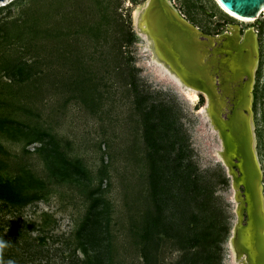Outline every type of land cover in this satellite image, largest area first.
Segmentation results:
<instances>
[{
	"label": "rangeland",
	"instance_id": "rangeland-1",
	"mask_svg": "<svg viewBox=\"0 0 264 264\" xmlns=\"http://www.w3.org/2000/svg\"><path fill=\"white\" fill-rule=\"evenodd\" d=\"M148 1L0 0V179L21 174L44 183L28 205L0 201L2 264H146L145 215L159 207L153 264H242L230 245L236 189L206 111L208 96L199 91L193 102L154 57L136 22ZM172 2L207 34L234 24L258 34L253 111L264 192V11L243 22L217 0ZM6 62L23 72L11 77ZM178 165L183 177L175 174ZM100 184L108 208L101 218L109 226L94 231L93 214L78 232ZM209 223L221 236L218 245L199 256L200 247L184 249Z\"/></svg>",
	"mask_w": 264,
	"mask_h": 264
},
{
	"label": "water",
	"instance_id": "water-1",
	"mask_svg": "<svg viewBox=\"0 0 264 264\" xmlns=\"http://www.w3.org/2000/svg\"><path fill=\"white\" fill-rule=\"evenodd\" d=\"M218 1L242 16L257 17L264 8V0ZM137 28L158 61L185 86L207 94L206 111L223 140L221 155L236 189L238 219L230 245L240 263L264 264L263 171L253 111L257 32L250 28L242 34L241 26L234 24L230 33H204L172 0H149ZM244 74L247 77L242 79Z\"/></svg>",
	"mask_w": 264,
	"mask_h": 264
},
{
	"label": "trees",
	"instance_id": "trees-1",
	"mask_svg": "<svg viewBox=\"0 0 264 264\" xmlns=\"http://www.w3.org/2000/svg\"><path fill=\"white\" fill-rule=\"evenodd\" d=\"M30 67V66H28ZM4 70L9 72V75L13 78L16 77V75L18 73H22L23 72V68L22 69H18L15 64L11 63V62H6L4 65ZM31 68V67H30ZM17 70V71H16ZM29 74H32L31 72ZM148 116L150 114H147ZM171 121L167 122V124L164 125V127H168L171 126ZM163 125V124H162ZM150 123H149V119L146 122V131L149 134L150 131ZM38 141H43L44 137L37 139ZM35 140V141H37ZM31 142H34V140H32ZM2 148V147H1ZM64 162L67 163L68 161H66L64 159ZM73 167L77 168V171L79 174H83V175H87V171L86 169H84L82 166L78 167L76 164L73 165L71 164ZM183 165H178L175 168V174L180 175L181 177H183L182 169ZM4 168V165L0 164V170ZM156 172H157V168L155 167V165H153V187L155 192L157 193V188L160 182H158V178L156 177ZM161 172V171H160ZM152 179V180H153ZM167 181V180H166ZM103 183V182H102ZM44 183L41 182L40 180L36 179L34 176L30 178L29 181L25 180V177L21 174H19L15 179H7V180H3L0 179V201L4 202L5 204H11V205H18V206H25L28 205L30 203H32L35 200H38L41 195H40V190H43ZM186 183H183L184 187L183 189H185L186 187ZM33 188L35 189V191L33 190V192H31V189ZM103 184H100V186L97 189H93L91 191V195H90V204H89V208L86 214V218L85 221L82 225V227H80L78 232H82V230L85 228V224L87 223V221L91 220V215L94 214L95 219L90 221V223H93L94 225V231L99 229V230H103V228H107L109 226V220H107V222L104 224L102 219L104 217L101 218V216H103V213L108 212V208L106 210H104V199H103ZM98 194V195H97ZM100 194V195H99ZM183 194H187V191L185 190ZM182 200L185 199V197L181 198ZM163 211H162V207H159L156 211V213L152 214V212L148 211L145 215V220L146 222H149V225L146 227V231L144 233V247L142 250L143 253V258L146 260V264H153L152 262V254L150 251V248L152 247V236L154 237V232L152 231L153 228H157L159 226V224L161 223V221L163 220ZM106 220V218H105ZM195 221V220H193ZM197 229L196 227H193ZM216 229V225L215 224H210L208 225L207 229L200 231V233H196L195 235H193V245H190L188 247H184L183 248H194V247H200V249L196 252H194L195 256H199L200 254H204L205 250L207 249V247L211 246L213 243L216 242V244L218 245V242L220 241L219 238H221L220 234H218V232L215 231ZM192 230V229H191ZM194 230V229H193ZM159 231V229H158ZM164 231L166 233H168V231L166 229H164ZM160 232V231H159ZM183 236V235H182ZM15 242H16V238H15ZM83 249L84 252L88 255V258L90 257V253H89V248L87 245H83ZM187 253L185 254V257H187ZM193 260V259H192ZM90 261V259H89ZM89 261H85L84 264H88ZM194 263L196 264L195 260H193ZM0 264L1 263V258H0Z\"/></svg>",
	"mask_w": 264,
	"mask_h": 264
},
{
	"label": "bare ground",
	"instance_id": "bare-ground-1",
	"mask_svg": "<svg viewBox=\"0 0 264 264\" xmlns=\"http://www.w3.org/2000/svg\"><path fill=\"white\" fill-rule=\"evenodd\" d=\"M218 1V0H217ZM218 3L220 4V7L225 11V12H227L229 15H231L232 17H234V18H236V19H238V20H240V21H243V22H253V21H255L261 14H262V12L264 11V8L261 10V12L259 13V15L257 16V17H254V16H242V15H239V14H237V13H235L234 11H232V10H229V9H227L222 3H220L219 1H218ZM146 7V6H145ZM145 7H144V9H145ZM144 9L142 10V11H140L139 13H137V16H136V22H137V20L139 19V17H140V15H141V13L144 11ZM247 76L244 74V76H243V78L242 79H245ZM239 80H241V79H239ZM226 84L227 85H230V83L229 82H226ZM234 85H237V84H231L230 86L231 87H234ZM230 89H232V88H230ZM187 91H188V94L190 95V97H191V99H192V101L193 102H197L198 100H199V90L198 89H195V88H193V87H188V89H187ZM243 94H238V98L239 97H241ZM242 98V97H241ZM240 99V98H239ZM247 117V116H246ZM246 117H245V119H246ZM243 120V119H242ZM249 121V120H248ZM244 124H245V122H244ZM256 137H257V135H256Z\"/></svg>",
	"mask_w": 264,
	"mask_h": 264
},
{
	"label": "flooded vegetation",
	"instance_id": "flooded-vegetation-1",
	"mask_svg": "<svg viewBox=\"0 0 264 264\" xmlns=\"http://www.w3.org/2000/svg\"><path fill=\"white\" fill-rule=\"evenodd\" d=\"M235 19H236V18H235ZM236 20H238V19H236ZM230 28H231V27H230ZM230 28H229L228 31H225L224 33H226V32L230 33ZM249 29H250V28H249ZM253 29H254V28H253ZM246 30H248V29H246ZM246 30H245V31H246ZM245 31H244V32H245ZM244 32H242V29H241V33L244 34ZM204 33H205V32H204ZM221 34H223V33H221ZM221 34H217V35H213V36H219V35H221ZM219 80H220L219 77H217V81H218V82H219Z\"/></svg>",
	"mask_w": 264,
	"mask_h": 264
},
{
	"label": "clouds",
	"instance_id": "clouds-1",
	"mask_svg": "<svg viewBox=\"0 0 264 264\" xmlns=\"http://www.w3.org/2000/svg\"><path fill=\"white\" fill-rule=\"evenodd\" d=\"M7 264H15L14 260H8Z\"/></svg>",
	"mask_w": 264,
	"mask_h": 264
}]
</instances>
